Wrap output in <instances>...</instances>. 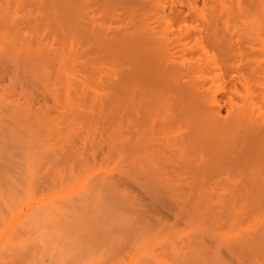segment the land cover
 Masks as SVG:
<instances>
[{
	"label": "rangeland",
	"instance_id": "374dc122",
	"mask_svg": "<svg viewBox=\"0 0 264 264\" xmlns=\"http://www.w3.org/2000/svg\"><path fill=\"white\" fill-rule=\"evenodd\" d=\"M84 1L0 0V264H264V0ZM243 95L245 139L200 129Z\"/></svg>",
	"mask_w": 264,
	"mask_h": 264
},
{
	"label": "bare ground",
	"instance_id": "6f19581e",
	"mask_svg": "<svg viewBox=\"0 0 264 264\" xmlns=\"http://www.w3.org/2000/svg\"><path fill=\"white\" fill-rule=\"evenodd\" d=\"M83 1L84 0H51V2H55V6H64L62 10L55 7V17L62 21L65 17L63 11L65 7L70 8V6L74 5V9H76L78 4ZM73 15H75V13H73ZM159 39L162 43H160L161 47H159V44L157 48L151 49L149 60L147 59L144 61H139V59H141V53L137 49L139 43H137L136 37L121 42L122 49H127L128 46V49L131 50L128 52L134 61L130 67L131 72L135 77L141 76V80L149 81L153 89L154 97L158 96L157 87L166 85L169 81L168 79L175 78L178 73L177 66L172 59L175 54V48L171 47L165 38ZM154 44L157 45V43ZM214 103L213 106L217 111L214 113L213 120L204 122L201 127L198 126V128L200 127L203 131L205 130L207 133H213L215 131L221 132L226 140L234 137L237 141H241L245 139V132L258 127V121L255 122V120H253V116L257 115L258 111L255 109V104L245 98V95L238 99V101H235L233 96L230 97L226 117L221 115L220 104L216 100H214ZM198 130L197 134L199 136L200 133Z\"/></svg>",
	"mask_w": 264,
	"mask_h": 264
}]
</instances>
